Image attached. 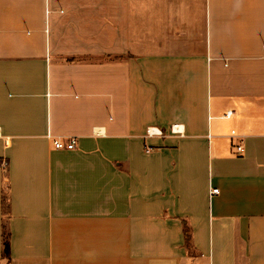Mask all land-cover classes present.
I'll return each instance as SVG.
<instances>
[{
  "label": "crops",
  "instance_id": "obj_1",
  "mask_svg": "<svg viewBox=\"0 0 264 264\" xmlns=\"http://www.w3.org/2000/svg\"><path fill=\"white\" fill-rule=\"evenodd\" d=\"M0 264H264V0H0Z\"/></svg>",
  "mask_w": 264,
  "mask_h": 264
},
{
  "label": "built area",
  "instance_id": "obj_2",
  "mask_svg": "<svg viewBox=\"0 0 264 264\" xmlns=\"http://www.w3.org/2000/svg\"><path fill=\"white\" fill-rule=\"evenodd\" d=\"M233 114L232 110L227 111V113L225 114L226 116H231ZM148 133L150 135H153L155 132L151 131L150 129L148 130ZM233 135H235V131H233ZM77 145V137L76 136H71L67 139H55L54 140V146L58 149H69L72 150L74 148H76ZM243 151V146L241 144H237L236 145V154L237 155H241ZM3 166H6V163L3 162L2 164ZM213 192L216 193L218 192V188L213 189Z\"/></svg>",
  "mask_w": 264,
  "mask_h": 264
},
{
  "label": "trees",
  "instance_id": "obj_3",
  "mask_svg": "<svg viewBox=\"0 0 264 264\" xmlns=\"http://www.w3.org/2000/svg\"><path fill=\"white\" fill-rule=\"evenodd\" d=\"M184 234H185V246L187 249L188 254L193 255V251L191 249V229L186 220H184ZM3 257L7 258L8 263L11 260V247H10V239H9V232L4 227L3 230Z\"/></svg>",
  "mask_w": 264,
  "mask_h": 264
}]
</instances>
